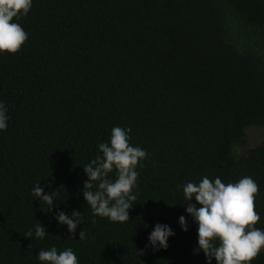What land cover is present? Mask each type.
I'll list each match as a JSON object with an SVG mask.
<instances>
[{
	"label": "trees",
	"instance_id": "16d2710c",
	"mask_svg": "<svg viewBox=\"0 0 264 264\" xmlns=\"http://www.w3.org/2000/svg\"><path fill=\"white\" fill-rule=\"evenodd\" d=\"M13 19L28 39L0 53V264H41L53 245L79 264H206L182 191L205 175L251 176L264 229V139L245 137L264 127V0H33ZM113 126L148 152L123 223L94 216L81 190ZM38 182L57 190L54 210L84 214L75 239L31 194ZM39 222L45 238H26ZM156 223L175 232L167 248L148 241Z\"/></svg>",
	"mask_w": 264,
	"mask_h": 264
},
{
	"label": "clouds",
	"instance_id": "9594fccd",
	"mask_svg": "<svg viewBox=\"0 0 264 264\" xmlns=\"http://www.w3.org/2000/svg\"><path fill=\"white\" fill-rule=\"evenodd\" d=\"M33 0H0V53H15L28 39V33L13 18L27 16ZM8 107L0 101V131L8 127ZM132 129L113 126L107 142L98 145V155L83 165L87 176L82 192L94 216L107 218L111 222H127L129 209L136 200L133 189L137 186V166L148 157L146 149L130 143ZM114 173V178L110 176ZM259 186L251 176H244L235 183H224L220 177L214 180L205 175L199 182L188 181L182 185L186 201V213L197 226L198 248L206 257V264H251L264 249V229L255 227L260 215L255 210V194ZM35 200L47 205L60 225H66L70 239H75L77 228L84 222L81 211L54 210L57 190L45 192L40 182L32 188ZM195 199L196 203L191 201ZM199 205V207L197 206ZM183 231L189 225L184 215L178 220ZM46 228L40 222L25 233L26 238H45ZM174 230L167 224L156 223L148 236L154 248H167L168 239ZM87 238L79 231V240ZM37 259L41 264H79L71 247L59 251L55 245L40 249Z\"/></svg>",
	"mask_w": 264,
	"mask_h": 264
},
{
	"label": "rangeland",
	"instance_id": "374dc122",
	"mask_svg": "<svg viewBox=\"0 0 264 264\" xmlns=\"http://www.w3.org/2000/svg\"><path fill=\"white\" fill-rule=\"evenodd\" d=\"M245 137L249 146L258 144L264 139V127H247Z\"/></svg>",
	"mask_w": 264,
	"mask_h": 264
}]
</instances>
